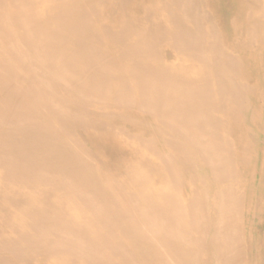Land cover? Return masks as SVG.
Segmentation results:
<instances>
[{"label": "bare ground", "instance_id": "6f19581e", "mask_svg": "<svg viewBox=\"0 0 264 264\" xmlns=\"http://www.w3.org/2000/svg\"><path fill=\"white\" fill-rule=\"evenodd\" d=\"M0 264H264V0H0Z\"/></svg>", "mask_w": 264, "mask_h": 264}]
</instances>
